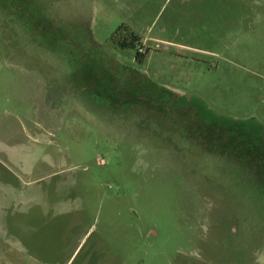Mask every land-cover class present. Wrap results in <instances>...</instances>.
Instances as JSON below:
<instances>
[{"label":"rangeland","instance_id":"obj_1","mask_svg":"<svg viewBox=\"0 0 264 264\" xmlns=\"http://www.w3.org/2000/svg\"><path fill=\"white\" fill-rule=\"evenodd\" d=\"M0 264H264V0H0Z\"/></svg>","mask_w":264,"mask_h":264},{"label":"flooded vegetation","instance_id":"obj_2","mask_svg":"<svg viewBox=\"0 0 264 264\" xmlns=\"http://www.w3.org/2000/svg\"><path fill=\"white\" fill-rule=\"evenodd\" d=\"M201 118H204V117H201ZM210 121H211V116H210ZM203 120V119H202ZM210 121H209V123H210ZM204 124H205V122H206V119L204 118V120L202 121ZM237 132V131H236ZM240 134L242 135V134H244V135H247L248 137H254L256 134L255 133H257V132H254V130H252V131H250V130H248V129H246V130H244V131H241L240 130ZM222 134L226 137V135H227V132H226V127H225V131H223L222 132Z\"/></svg>","mask_w":264,"mask_h":264},{"label":"trees","instance_id":"obj_3","mask_svg":"<svg viewBox=\"0 0 264 264\" xmlns=\"http://www.w3.org/2000/svg\"><path fill=\"white\" fill-rule=\"evenodd\" d=\"M140 57H142V54L137 52V59L139 60ZM244 130H246V129H244Z\"/></svg>","mask_w":264,"mask_h":264}]
</instances>
